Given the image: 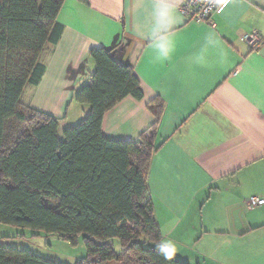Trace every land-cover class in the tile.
I'll list each match as a JSON object with an SVG mask.
<instances>
[{"label":"crops","instance_id":"crops-1","mask_svg":"<svg viewBox=\"0 0 264 264\" xmlns=\"http://www.w3.org/2000/svg\"><path fill=\"white\" fill-rule=\"evenodd\" d=\"M182 1L64 0L62 35L26 99L81 118L90 106L74 96L95 68L90 51L111 49L144 97L106 112L105 135L137 140L155 119L149 102L165 105L148 175L161 245L192 264H264V204L248 206L264 198V0H225L209 22L188 20Z\"/></svg>","mask_w":264,"mask_h":264},{"label":"trees","instance_id":"trees-1","mask_svg":"<svg viewBox=\"0 0 264 264\" xmlns=\"http://www.w3.org/2000/svg\"><path fill=\"white\" fill-rule=\"evenodd\" d=\"M63 3L0 0V224L71 244L82 235L87 255L76 264H192L161 245L150 196L163 100L149 102L155 119L137 140L103 131L106 112L126 96L144 97L133 67L107 47L91 49L95 68L74 96L90 109L74 125L26 99L27 87H37L45 74V53L62 35ZM0 264L66 263L0 243Z\"/></svg>","mask_w":264,"mask_h":264},{"label":"rangeland","instance_id":"rangeland-1","mask_svg":"<svg viewBox=\"0 0 264 264\" xmlns=\"http://www.w3.org/2000/svg\"><path fill=\"white\" fill-rule=\"evenodd\" d=\"M27 89L29 91L34 88L28 86ZM87 113L88 111H85L84 115L75 121L71 120V117H67L62 120L63 125H74L84 118ZM0 243L8 246L29 248L45 258L59 260L66 264H76L79 258L87 255L82 235L79 236L76 244H71L53 234H46L43 232L41 235L35 236L28 228L15 227L6 224H0ZM116 247L119 249V242H116ZM110 264L117 263L111 262Z\"/></svg>","mask_w":264,"mask_h":264},{"label":"built area","instance_id":"built-area-1","mask_svg":"<svg viewBox=\"0 0 264 264\" xmlns=\"http://www.w3.org/2000/svg\"><path fill=\"white\" fill-rule=\"evenodd\" d=\"M225 0H183L180 4L181 13L188 19L194 21H211L212 16L219 10ZM251 44L255 45L259 41L258 34L252 33L245 37ZM264 204V198L252 195L248 199L250 208Z\"/></svg>","mask_w":264,"mask_h":264}]
</instances>
